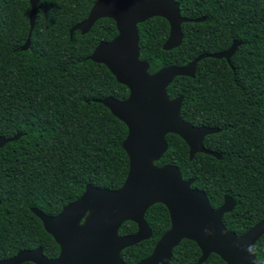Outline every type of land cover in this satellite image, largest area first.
Masks as SVG:
<instances>
[{"label":"trees","instance_id":"obj_1","mask_svg":"<svg viewBox=\"0 0 264 264\" xmlns=\"http://www.w3.org/2000/svg\"><path fill=\"white\" fill-rule=\"evenodd\" d=\"M98 0H41L31 46L30 0H0V136H22L0 149V260L23 249L43 247L49 257L60 246L32 208L57 215L85 192L86 185L118 189L129 172L123 147L127 125L94 99L129 96L105 64L89 59L101 41L118 34L111 18L90 31L70 30L84 21ZM184 22L182 44L163 49L170 24L153 17L138 24L140 58L155 73L185 66L203 53H216L240 42L230 61L204 58L195 77L178 76L170 98L184 96L181 116L194 126L220 128L204 145L222 154L198 153L177 134L166 136L169 148L157 165L175 164L184 179L204 190L214 209L225 195L237 201L223 217L225 226L243 234L264 220V0H176ZM196 19L203 21L196 22ZM153 236L126 250L130 264L148 256L171 225L163 204L146 214ZM136 229L132 221L120 233ZM264 263V235L255 244ZM199 246L184 239L170 264H197ZM23 264H35L24 262ZM202 264H227L213 253Z\"/></svg>","mask_w":264,"mask_h":264},{"label":"water","instance_id":"obj_2","mask_svg":"<svg viewBox=\"0 0 264 264\" xmlns=\"http://www.w3.org/2000/svg\"><path fill=\"white\" fill-rule=\"evenodd\" d=\"M40 1L30 0V32L21 47L23 51L31 46ZM157 16L170 24L163 49L179 47L184 38L182 24L193 20L181 15L176 0H98L88 17L70 30L71 36L76 30L86 34L99 19L111 18L116 22L117 36L101 41L89 59L105 64L117 81L129 89V97L125 100L115 97L93 100L106 106L128 127L123 142L129 157L128 176L118 189L86 185L82 196L64 206L57 215L33 207V213L60 246V254L50 258L42 247L23 249L0 260V264H126L120 252L152 236L145 214L156 203L167 207L171 225L157 241L152 254L136 264H170L173 249L184 239L199 246L202 254L198 264L204 263L213 253L227 264H264L255 250L256 242L264 235V220L247 232L236 234L223 222L224 215L236 207V199L225 195L223 204L214 209L207 193L193 188L194 179H184L179 166L155 163L169 148L166 139L169 133L186 141L191 160L198 153L222 159L220 152L204 145L206 136L220 132V128L194 126L185 121L181 116L184 96L170 98L168 87L178 76L195 77L197 64L204 58L230 61L240 42L235 41L225 51L203 53L188 65L168 66L150 73V63L140 58L138 24ZM21 136V133L10 138L0 136V149ZM126 221L135 222L138 232L119 235Z\"/></svg>","mask_w":264,"mask_h":264},{"label":"flooded vegetation","instance_id":"obj_3","mask_svg":"<svg viewBox=\"0 0 264 264\" xmlns=\"http://www.w3.org/2000/svg\"><path fill=\"white\" fill-rule=\"evenodd\" d=\"M128 97H129V96H128ZM128 97H127V98H128ZM124 100H125V99H124ZM192 187H193V188H197V187H195L194 185H192ZM198 189H199V188H198ZM157 204H163V203H156V204H153L151 207H153L154 205H157ZM163 205H164V204H163ZM164 206H165V205H164ZM151 207H150V208H151ZM165 207H166V206H165ZM150 208H149V209H150ZM149 209H148V210H149ZM148 210H147V211H148ZM146 214H147V212H146ZM146 214H145L146 221H147V223L149 224L150 228L152 229V226H151V224L148 222V219H147V217H146ZM127 222H130V221H126V222H124L123 224H127ZM132 222H133V221H132ZM134 223H135V222H134ZM123 224H122V225H123ZM135 224H136V223H135ZM122 225H121V227H122ZM121 227H120V229H121ZM120 229H119V235H121V236H123V235H131V234H135V233H137L138 230H139L137 224H136V229H135L134 231H132V232H129V233L121 234V233H120ZM163 234H164V233H163ZM163 234H162V235H163ZM152 236H153V229H152ZM152 236H151V237H152ZM151 237H150V238H151ZM150 238H148V239H150ZM160 238H161V237H160ZM160 238H159V239H160ZM148 239H144V240L138 242L137 244H139V243H141V242H143V241H145V240H148ZM159 239H158V240H159ZM158 240H157V241H158ZM157 241H156V243H157ZM156 243H155V245H154V247H153V249H152V251H151V253H150L149 255L152 254V252H153V250H154V248H155V246H156ZM195 243H196V242H195ZM137 244H134V245H132V246L126 247L125 249H123V250L120 252L121 259H122L126 264H130L129 261L126 259V256H125V255H126V250L129 249V248H131V247L136 246ZM196 244H197V243H196ZM39 247H41V246H39ZM176 247H177V246H176ZM36 248H37V247H36ZM42 248H43V247H42ZM174 249H175V248H174ZM174 249H173V250H174ZM43 251H44V250H43ZM60 252H61V248H60L59 254H60ZM44 254H45V253H44ZM59 254H58V255H59ZM45 255H46V254H45ZM58 255H57V256H58ZM149 255H148V256H149ZM46 256H47V255H46ZM57 256H56V257H57ZM148 256H146V257H148ZM172 256H173V255H172ZM47 257H49V256H47ZM56 257H50V258H56ZM146 257H144V258H142V259H139L137 262H134V263H132V264H136V263L140 262L141 260L145 259ZM208 258H209V257H208ZM207 260H208V259H207ZM207 260H206V261H207ZM197 262H198V261H197ZM170 263H171V262H170ZM197 264H198V263H197Z\"/></svg>","mask_w":264,"mask_h":264}]
</instances>
